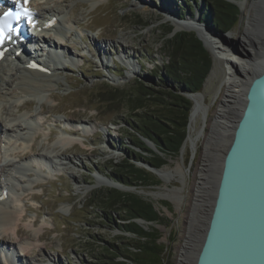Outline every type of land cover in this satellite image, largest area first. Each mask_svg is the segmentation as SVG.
<instances>
[{"label": "rangeland", "instance_id": "obj_1", "mask_svg": "<svg viewBox=\"0 0 264 264\" xmlns=\"http://www.w3.org/2000/svg\"><path fill=\"white\" fill-rule=\"evenodd\" d=\"M51 2L47 5L55 9L60 7L62 15L73 25L63 48L74 59L63 60L64 63L57 62L65 68L54 75V83H51L48 91L25 95L20 92L21 86H18V82L14 84V94L0 102V115L4 119L7 117V120L12 117L10 119L15 124L21 123L19 121L28 124L27 119L35 117L38 125L29 131L31 139L28 140L31 142L32 137L36 136L34 152L26 153L38 157L48 150L57 156L54 161L60 164L56 166L60 170L32 172L31 182L39 180L38 183L21 186L26 191L19 192L27 208L24 218L19 222L23 234L3 236V242L14 244L21 239L27 240L28 236L33 237L29 242L38 247L23 260L40 261L43 264H95L92 255L101 244L111 243L117 247H126L130 243L134 244L136 240L135 235L120 231L113 221H105L102 215L96 214L93 207H90L92 194L112 187L100 185V179L109 178L111 166L128 157L125 146L132 147L130 140L120 131L127 114V111L121 110L123 101L106 102L111 98L110 88L128 91L137 80L159 83L155 72L162 71L169 61L164 49L165 40L182 31L194 33L185 29L177 30V23L194 21L198 26L204 27L199 25L197 15L201 10L202 0H161L162 6L159 0H106L95 8L91 7L89 1L83 0ZM176 3L180 8L178 10L175 9ZM187 5L189 10L185 8ZM191 6L195 7L194 10ZM239 9L238 23L223 35L227 36L232 32L234 34L226 45L221 44V60H215L212 55L213 69L199 92L202 97V113L193 123L192 137L186 140L180 155L166 157L167 164L161 168L167 169L169 181H164L153 173L159 184L127 188L131 191L124 189V192L135 193L152 202L160 213V223L146 226L159 231L158 243L165 248L161 257L162 264H178L179 246L184 242L188 229L195 240V246L191 247L188 255L190 260L187 263L191 264L212 207V194H215L214 185L221 163L216 155L222 154L223 145H227L219 142V138L211 143L212 149L218 151L214 153L210 171L205 175L206 182L210 183L209 191L205 189L200 192L207 201L204 206L201 205L202 198H196L194 194L198 190L196 181L201 174L203 153L206 149L202 137L209 130H204V126L217 116L215 111L219 108L225 81L230 75L228 61L238 59L240 42L245 35L248 15L240 7ZM251 9L255 17H251L255 28L248 39L250 44L254 38H264V0ZM181 11L190 12L193 18L184 14V20L178 19L176 15L181 16ZM207 18V14H203V20ZM169 28L173 29L172 34H168ZM36 48L39 53L36 50L33 52L40 55L41 47ZM125 53L131 59V67L123 61L126 59ZM116 58L120 61H116ZM13 62L15 61L9 63L16 64ZM8 72L6 79L9 84L3 83V92L11 87V75L15 70L10 67ZM27 101H32L30 106L26 105ZM235 120L237 122L238 119L233 121ZM190 122L191 116L189 125ZM84 125L88 127L87 133L81 130ZM63 137L77 141L63 148L56 144ZM227 138L224 134L220 139L225 142ZM15 140L10 145H6L8 140L0 142V148H7L11 153L17 147H24L20 140ZM16 159L19 160L17 157ZM138 165L150 171L146 164L138 162ZM37 173L41 174L38 179ZM157 193L165 195L166 198L157 199L154 195ZM21 202L20 200V205L23 204ZM114 218L119 223L117 225L124 223L119 214ZM34 220L37 222H33ZM36 233L41 234L40 239ZM154 260L151 259L150 263L155 264Z\"/></svg>", "mask_w": 264, "mask_h": 264}, {"label": "trees", "instance_id": "obj_2", "mask_svg": "<svg viewBox=\"0 0 264 264\" xmlns=\"http://www.w3.org/2000/svg\"><path fill=\"white\" fill-rule=\"evenodd\" d=\"M185 8L189 10V5ZM175 9H180L178 3ZM180 14H175L180 20H184V14L193 18V14L187 11ZM203 14H207V20H203ZM197 15L200 23L210 30L228 33L238 23L240 9L231 0H202ZM172 32L173 29H170L168 34ZM164 49L169 61L162 71L155 72L159 83L137 80L128 91L110 88L111 98L106 100H122L121 110L127 111L120 131L130 140L132 147L125 146L128 157L111 166L108 174L111 180L125 186L159 184L153 172L140 167L138 162L161 169L167 164L166 157L180 155L187 140L193 108L186 94L199 93L213 69L212 54L193 32L175 33L165 40ZM146 140L152 142L158 152ZM91 203L90 207L105 221H113L120 231L136 236L135 243L126 247L101 244L92 255L95 264H151V259H155V264H162L165 248L158 243L159 231L146 226L162 220L152 202L135 193L108 187L92 194ZM116 214H119L123 224L117 225ZM138 220H144L145 225L142 226ZM101 254L102 257H99Z\"/></svg>", "mask_w": 264, "mask_h": 264}, {"label": "bare ground", "instance_id": "obj_3", "mask_svg": "<svg viewBox=\"0 0 264 264\" xmlns=\"http://www.w3.org/2000/svg\"><path fill=\"white\" fill-rule=\"evenodd\" d=\"M83 1H89L91 7L95 8L101 5L102 3H104V1L106 0H83ZM260 1L261 0H237L236 1V3L239 5L243 13L248 15L247 17L248 22L245 28V35L242 41L240 42V47H239L240 54H239L238 59H234V60L232 59L231 61H228L229 63L228 66L230 68V75L225 81V88H224L223 94L221 95L219 108L215 111L217 116L214 120H211L212 121L211 123L206 122V125L204 126V130L206 129H209V130H208L207 135L202 137L204 138L206 149H205V152L203 153L201 174L196 181V184L198 185L197 187L198 190H197V193L194 194L196 198H199V197L202 198V202H203L201 204L202 206H204V203H206L207 201L206 199H204V196L200 194L202 193V190L210 188V183L206 182L205 175L207 172L210 171L211 161L213 160L212 159L213 156H215L214 153L215 152L217 153L218 151L217 149L215 150L212 149L211 143L212 141L218 138L220 140L219 142L227 143V145H223L224 150L222 151V154L218 153L219 155L218 154L216 155V157L219 156L218 160L221 161L219 165L220 167L219 172L217 173L216 184L214 185V189L216 190L218 180L220 177V171L222 169V160L225 156V153L228 149L229 144L232 141V137H233V133L236 128V124L239 118L241 117L240 112L242 113L244 105L246 103L245 98L247 95V90L251 82L253 81V79L262 71L264 67V38H259V37L254 38L252 44H250L248 40L250 34L254 31V28H255L254 22L251 19V17L255 18L252 13L251 8H253L255 5H258ZM50 2L51 0H34L33 1V4L35 6L37 5L35 9L37 10L39 19H46L47 16H51V17L57 16L61 18L59 24L56 27H54L51 30L40 32L34 37V40H37L36 41L37 43L35 44V46L37 45L41 47V50H40L41 54L40 55L38 54L39 53L38 48L35 47L34 50L38 51L37 56L41 59H44V56L47 55V59L45 63L47 67L51 69L52 74L49 75L47 73H43L37 70L27 69L26 65L28 64V62L24 60L21 61V59H18V58L15 59L16 64L14 65L10 64L9 63L10 61L8 60H5L6 63L5 61L1 62L0 63V81H1L0 83V102L7 100L9 97H11L14 94L13 85L16 84L17 82H18V86L19 85L21 86L20 92L24 93L25 95H28L31 93L34 95L41 91H45V90L48 91L49 88L51 87V83H54L53 81V79L55 78L54 75H56V73L61 71V69L65 68V67L60 66L61 63L60 65L53 64L50 60V57L52 55L59 56L62 54L64 61H68L71 58H73V55L71 56L70 53L67 54L65 48H63L64 42L67 41L66 39H68L69 33H71V31L73 30L71 29L73 25H71L70 21L68 19H65V16L62 15V12L60 11L61 9L60 7L59 8L56 7L57 9H55L51 5H47ZM42 3L45 5H40ZM159 4L161 5V0H159ZM187 21H190V20H187ZM198 22L200 23V19H198ZM176 25H177L176 27L177 30L188 29L191 31H194V30L197 31L199 36L203 40L205 46L210 51V53L213 55L215 60L216 59L221 60L222 58L221 52H223L222 50L223 48H221L222 47L221 44L226 45V43H228L234 36L233 32L231 34H228L227 36H223L222 34L212 33L210 32L212 30L209 31V29L207 30L204 27H200L194 21H191L188 23L181 22V24L177 23ZM199 25L205 26L204 23H200ZM48 46L50 47V49L47 48ZM29 54H31V52L29 51V48H27L25 49V53L22 57L25 56V58L29 57L30 60L33 59L30 57ZM125 57L126 59L125 60L122 59V60L127 66L131 67L130 66L132 65V62L130 61L131 59L128 57L127 54ZM116 59H117L116 61L118 62L120 61L119 58H116ZM10 67H13V69L15 70V72H13V74L11 75V79H12L11 85H10L11 87L8 88V91L3 92L1 89L3 83H5L6 85L9 84V80H7L6 77H7L8 69ZM9 73L10 72H8V74ZM189 96H190V100L194 103V106L191 111V122L189 125L188 139L192 137V133L194 129L193 123L195 119L202 113L201 94H192ZM30 102L32 101H27L26 105L30 106L31 104ZM206 117L208 118L207 115ZM9 119L7 120V117L4 119L3 115H0V136H2L0 137V142L3 143L5 142V140H8L6 142V145H10V143L14 139H16L15 142L20 140L22 144L24 145V147H21V146L17 147L15 148V150L10 151L11 153L8 152L9 149L7 148H5L4 150L0 149V238H1L0 245L7 244V245H4L7 253L6 252L0 253V264H1V258H2V261L7 264H43L40 261L23 260L28 256L29 253L36 250V248L38 247L34 245L33 243L29 242L32 240L33 237L28 236L27 240L23 241L21 239L20 241L16 243L14 242L13 244V243L3 242L5 241L3 239V236H6V235L7 236L8 235L9 236L10 235L20 236L21 234H23V232L21 231L19 227V222L20 220L24 218L25 213L27 212V208H26V205L23 203L24 200L21 199V194L19 195V192L20 190L23 192L26 191L25 189H21L22 188L21 186H25L30 183L32 185H35L36 183H38L39 180H37L36 182H31L30 178H31L32 172L33 173H35L36 171L45 172L46 169H47V172L49 171V169L58 171L60 169L59 168L57 169L56 166H59L60 164L58 165V163L54 161V159H56L57 156H54L53 153L48 150H46L44 154L38 157L27 155L26 152H32V151L34 152L33 150L34 145H35L34 139L36 136L32 137L31 142L28 140L29 138L31 139V133L29 131H31L32 128H35L38 125V121L36 120L35 117H30L29 119H27L29 122L28 124L24 123L23 121H19L21 123L15 124V122L12 119L10 120ZM234 119H238L237 122L236 120L233 121ZM234 123H235V126L233 127L232 125ZM81 130L84 133H87L88 127L84 125V127H82ZM221 134H223V136L225 134L226 137H228L226 140L224 139L225 142L220 139L221 137H223L221 136ZM76 141H77L76 139H69V138L63 137L56 144L60 147L63 146V148H66L74 144ZM16 157L19 158V160L16 159ZM156 174L164 181H169L170 179L167 169H158ZM39 175L41 174L37 173V179ZM109 179L110 178L100 179L99 181L100 185H105V186L112 185ZM19 185H20V188H19ZM127 187L129 186L124 185V186H121V189H123V191L124 189H126L125 191H131L130 189H127ZM5 191L8 192V195H9L8 197H5V194H4ZM154 195L156 196L157 199L166 198L165 195L160 194V193H157ZM212 195H213L212 200H214L215 194H212ZM20 200L22 201L21 203H23L22 205H20ZM33 222L36 223L37 221L34 220ZM35 235H37V238L40 239L41 234L36 233ZM203 238H204V234H202V239ZM194 241H195L194 235H192V233L188 229L184 236V242L181 243V245L179 246L180 255L178 259V264H188L187 261L189 262L190 260L188 255L190 253L191 247L195 246ZM201 242L202 240L200 241L199 244L196 245V249L194 250L195 251L194 257L192 259L191 264H194L195 262L196 256L201 246ZM31 245L33 247H31ZM15 258H18L20 262H16Z\"/></svg>", "mask_w": 264, "mask_h": 264}, {"label": "water", "instance_id": "obj_4", "mask_svg": "<svg viewBox=\"0 0 264 264\" xmlns=\"http://www.w3.org/2000/svg\"><path fill=\"white\" fill-rule=\"evenodd\" d=\"M194 33L203 41L197 31ZM189 95L192 94L186 97L190 99ZM245 100L222 160L204 238L194 264H264V67L251 82ZM146 142L158 152L152 142ZM147 168L154 174L158 171L148 165ZM109 180L112 187L123 190V184ZM138 222L142 226L146 223Z\"/></svg>", "mask_w": 264, "mask_h": 264}, {"label": "snow or ice", "instance_id": "obj_5", "mask_svg": "<svg viewBox=\"0 0 264 264\" xmlns=\"http://www.w3.org/2000/svg\"><path fill=\"white\" fill-rule=\"evenodd\" d=\"M17 3L19 4L20 11L14 13L8 10L4 13L3 17L0 18V45H2L6 39L10 38L8 33L17 32V30L11 26L12 20H19L21 17L26 18L29 22L33 20L34 13L30 8L26 7L29 0H23V3H19V0H17Z\"/></svg>", "mask_w": 264, "mask_h": 264}]
</instances>
